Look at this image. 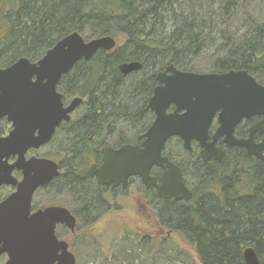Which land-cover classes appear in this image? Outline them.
<instances>
[{
    "label": "trees",
    "instance_id": "16d2710c",
    "mask_svg": "<svg viewBox=\"0 0 264 264\" xmlns=\"http://www.w3.org/2000/svg\"><path fill=\"white\" fill-rule=\"evenodd\" d=\"M246 4L248 0H0V68L22 57L38 61L74 32L91 33L86 39L111 36L117 42L115 49L79 61L59 84L66 102L81 97L85 107L70 123L81 126L75 132L79 144L58 148L65 179L56 178L52 185L77 186L74 179L84 175L109 118L147 129L154 117L145 107L157 72L168 65L192 71L199 56L214 50L220 71L247 70L264 85V11L247 16ZM242 15L249 17L246 22ZM134 61L143 68L124 75L120 66ZM132 79L131 101H118ZM212 171L208 176L198 169L200 185L192 201L158 199V214L166 216L161 223L180 233L202 264H245L247 247L264 264V164L251 175L252 182L240 180L228 167L221 175Z\"/></svg>",
    "mask_w": 264,
    "mask_h": 264
},
{
    "label": "water",
    "instance_id": "95a60500",
    "mask_svg": "<svg viewBox=\"0 0 264 264\" xmlns=\"http://www.w3.org/2000/svg\"><path fill=\"white\" fill-rule=\"evenodd\" d=\"M116 46L111 36L88 41L74 32L38 61L22 57L7 68H0V121L7 119L13 125L7 136H0V189L15 188L0 202V259L6 256V264H76L69 243L56 234L60 224L75 230L76 219L70 210L52 206L33 211L35 193L60 175L59 164L45 157L27 159L26 153L49 142L57 127L69 121L71 113L83 102L76 97L64 105L59 91L62 78L79 61L90 60L99 51H111ZM141 68L138 61L120 66L124 74ZM157 80L147 106L155 114L154 122L142 135L141 145L103 150V165L98 170L91 169L101 184L126 185L129 177L140 176L146 186L156 185L150 171L158 166L164 169L163 181L156 185L160 195L189 201L193 193L186 187L182 171L163 151L171 138L179 137L187 148L192 140H198L205 147V159L212 155L220 158L221 152L215 153L207 143L210 126L219 111L220 127L215 140L226 135L229 145L246 146L250 153L260 156L249 141L234 137L242 119L264 114V85L247 70L199 73L170 65L158 73ZM171 106L174 110L168 112ZM259 148H264V141ZM12 156L17 157L14 164L9 163ZM15 169L22 172L21 180L13 175ZM243 258L245 264H262L253 247L245 248Z\"/></svg>",
    "mask_w": 264,
    "mask_h": 264
},
{
    "label": "rangeland",
    "instance_id": "374dc122",
    "mask_svg": "<svg viewBox=\"0 0 264 264\" xmlns=\"http://www.w3.org/2000/svg\"><path fill=\"white\" fill-rule=\"evenodd\" d=\"M248 1L249 4H246L243 10L244 14L247 16L249 14L260 16L264 11V3H261L263 0ZM247 16L242 15L241 20L246 22L249 18ZM89 34L91 33L86 32L82 35L86 39ZM214 54V50L208 49L197 58L192 71L199 73L221 72L217 66V56ZM132 84L133 79L129 80L126 86L121 89L120 96L116 97L118 101H124L125 99L128 103L131 101L130 96L134 91L132 90ZM136 100H140V98ZM83 103L79 104L76 112L74 111L75 113L73 112L74 116L77 117L83 114L85 107ZM107 122L102 137L109 144L117 143L119 136H123L125 142L130 143L140 133L139 128L133 130L130 123L128 124L122 118L115 121L112 117ZM6 124L5 121L0 122V128H3ZM112 126H114V129H111ZM59 138L61 139V136ZM176 144L178 143L174 140L168 145V153L178 161L184 162L186 154ZM34 151L33 153H36L39 157L45 156V158H53V160L58 158L55 156L58 148H54L53 145ZM185 172L186 180L190 184L197 183L194 181L190 170L186 169ZM62 184L63 188L39 190L34 198L36 208L56 204L75 210L74 197L75 194H79L78 188L73 185L67 186L63 182ZM8 191L11 192L10 187L1 188L0 198L7 195ZM144 196L142 188L136 183L130 191L121 195L117 201L109 198L110 203L117 204L110 211L99 214L104 211L100 209L99 212L89 213L88 221L81 213V220L75 234L60 226L57 232L63 240L69 243L71 252L76 256V264H202L195 250L186 244L181 234L161 223L162 220L166 219V216L164 213L161 216L158 214L159 206H155L156 210L154 211L155 208L149 207ZM137 198L142 200L146 211L139 208L136 202ZM98 215L101 216L92 223L90 220ZM6 261L7 258L2 257L0 264H6Z\"/></svg>",
    "mask_w": 264,
    "mask_h": 264
},
{
    "label": "flooded vegetation",
    "instance_id": "af4514ba",
    "mask_svg": "<svg viewBox=\"0 0 264 264\" xmlns=\"http://www.w3.org/2000/svg\"><path fill=\"white\" fill-rule=\"evenodd\" d=\"M168 66H170V65H168ZM168 66H166L164 69L159 70L157 72V74H156V81H157L156 86L158 85V80H157L158 73L165 71ZM142 68H143V66H142ZM141 69L133 71L129 74H124V73L123 74L126 76H130L132 74L139 72ZM178 69H180V68H178ZM233 70H243V69H233ZM184 71H190V70H184ZM228 71H230V70L221 71V72H228ZM193 72H195V71H193ZM155 87H154V89H155ZM154 89H153V91H154ZM62 95H63V93H62ZM152 95H153V92H152ZM152 95H151V97H152ZM150 98L147 101L145 111L147 113L149 112L150 114L153 115V117H154V119L152 121V123H153L155 120V114L152 110L147 108ZM73 99L74 98H72L66 102L64 100V95H63L64 105L68 106ZM173 110H174V106H171L168 109V112H172ZM75 112H76V110H75ZM74 113L73 112L71 113V119L69 121H64L60 124L59 127H57L55 134L53 135L52 139L49 142H47L46 144H44L43 146H41L40 148L48 147L50 145H53L54 148H59L62 145H68L69 146L72 142L74 143V145L79 144V142H77V140H76V139H78V137H77V134L75 132L78 131L81 128V126H75L74 124H72V125L70 124L73 121L75 122L77 117H79V116L76 117V115L74 116ZM219 114H220V111L217 112V114L215 115V117L212 121V124H211L210 129H209V138L207 140V143L209 145H212L211 148H213L215 150V153H217L218 151L221 152L220 158H217L215 155H212L208 159H205L203 157V150L205 149V147H203L198 140H192L190 142V147L187 148L185 146L184 141L182 139H180L179 137L171 138L167 142L165 150L163 151V155L168 157L170 159V161L175 163L180 168V170L182 171L184 183H185L186 187L193 193V197L189 201H192L195 198L194 189L197 185H200V182H198V178H197V176L199 174L197 172L198 169L200 171V174L204 173V175L209 176L213 172L212 169L215 171V173H217L218 175H221L222 174L221 169L228 167V168H230L231 171L238 173L236 176L237 178L244 181V180H249V178L251 177L253 172L255 170H257V166L259 164H264V148H259L263 144V141H264V114L263 115H253V116L246 117V118L242 119L239 122V124L236 126L235 131H234L235 140H237V141H249V145L251 146L252 150H254V151L256 149L259 150L260 156L253 154V153H250L249 148L246 146H241L239 144H234V143H233V145H229L228 142L230 143L231 141H229L227 139L226 135H223V136L220 135L215 140V135H216V133L220 127ZM3 121H5V124L6 123L7 124H6V126H3V128H0V136H7L13 130V125L11 123H8L7 119H2L0 122H3ZM152 123L148 125L146 130H142L143 129L142 125H139V123L137 124L136 127H132L133 130L139 128L140 133L138 134L136 139H134L130 143L129 142L126 143L125 138L123 136H121V137L119 136L117 138V143H115V144H109L108 142H106V139L104 138L102 143H99L96 146H93L92 152H91V154H89L88 162L84 166L85 167L84 175H78V177L74 179L75 185H77L76 187L78 188V191H79V194H75V197H74L75 198V200H74L75 206L74 207H76L75 210H71L64 205H56V204L49 205V206H46L43 208H36V205L34 204L35 195L39 190H49V189H57V188L59 189L60 187L63 186V185H60V183L62 184V182L65 179V178H61L62 171H63L62 166L64 168V165H62V159L60 158L62 156V153L57 151V154H55V156L58 157L59 159L58 158H56V160L54 159V161H56L59 164V170H60V175L57 178H60L63 181L59 182L57 185L56 184L52 185V182L55 180L54 179L46 187L40 188L35 193L34 198H33V211H36L37 209H45L47 207H52V206H61V207H65V208L70 210V212L72 213V215L76 219L75 230L71 231L67 227V225H65V224L58 225L57 230H56V234L61 240L63 238H61V236L57 232L58 228L60 226L63 229L70 230V232L75 234L78 223L81 220L80 219L81 213H82L81 215L83 217L87 218V217H89V215H88L89 213L99 212L100 209H103L104 211L100 212L99 214H104L105 212L110 211L112 209V207H114L115 205L117 206V204L110 203L109 198L112 199L113 201L114 200L117 201L121 195H124L127 191H130L136 183L139 184L140 188H142V192H144V194H145V196H144L145 201L148 203L149 207L155 208L154 211L156 210L155 206H158V202H159L158 199H161V201H165V202L169 201V202H172L175 204H179V203L182 204L184 202H189L185 199H176L175 197L167 198V197H163L162 195H160L157 186L161 185V183L163 181L164 169L161 167H158V166H154L150 171V175L152 177L156 178V181H157L156 185L157 186L156 185L146 186L140 176L129 177L126 185H124L123 183H120L116 186L113 183L101 184L98 180V177L91 174L92 167H95V169L98 170L103 165L104 156H105V153L103 150L105 148H112L113 150H118L127 144L141 145L143 140H144L142 138V135L148 130V128L152 125ZM36 134H38V132ZM118 134H120V133H118ZM58 136L59 137L61 136V139ZM72 140H75V141H72ZM174 140L177 141V143H178V144H176V146H179L180 149L186 154V158H184V162L178 161L176 158L172 157V155L168 153V148H169L168 145ZM213 142H214V144H212ZM61 143H63V144H61ZM34 150H37V149L31 148L26 153L27 159H30L31 157H34V156L39 157V155H37L36 153H33V152H35ZM43 157H45V156H43ZM16 160H17V157L12 156L9 159V163L14 164ZM52 160H53V158H52ZM186 169L188 171L189 170L191 171L192 177H193L194 181L197 183L190 184L186 180V172H185ZM210 170H211V173L208 174L207 172ZM13 175L18 180H21L23 177L22 172L18 169H15L13 171ZM60 179H59V181H60ZM249 181L252 182L251 179ZM217 185H218V183H217ZM214 188L216 189V187H214ZM10 189H11V192H10V194H11L15 190V188L10 186ZM136 202H137V204L141 210L146 211L145 205L142 203V200L140 198H137ZM153 203L154 204L156 203V205H154ZM99 216H101V215L95 216V218L90 220V221L92 223L95 222L99 218ZM87 221H88V218H87ZM91 222H89V223H91ZM4 257H6V256H4Z\"/></svg>",
    "mask_w": 264,
    "mask_h": 264
}]
</instances>
